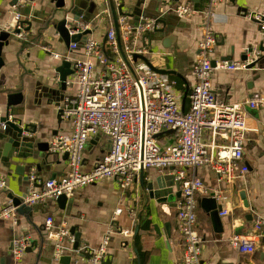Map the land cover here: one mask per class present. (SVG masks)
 <instances>
[{"label": "crops", "instance_id": "1", "mask_svg": "<svg viewBox=\"0 0 264 264\" xmlns=\"http://www.w3.org/2000/svg\"><path fill=\"white\" fill-rule=\"evenodd\" d=\"M12 2L13 0H0V24L14 25V17L10 13ZM122 2L128 13L140 15L146 9L144 12L149 16L164 14L167 22L173 23L167 27L165 35L149 40L152 53L148 58L154 66L176 72L170 76L177 81L182 95L187 88L190 91L195 83L192 65L199 54L202 18L199 14L180 18L168 10L191 2L198 11H202L208 0ZM18 8L29 30L27 40H21L16 34H12L9 44L4 47L5 64L0 70V117L7 112V95L21 92L23 101L16 107L18 114L15 116L35 131L31 136L36 137L37 142L51 143L56 135L70 133L72 125L70 121L58 118V102L50 101L45 96L44 88L49 86V82L59 81L56 67L63 59L54 58L43 47L50 46L61 54L70 52V56L74 58L83 57L82 46L69 51L53 26L54 20L82 14L92 20L93 32L89 37L104 42L108 29L114 26L110 0H65L64 8L57 7L56 0H22ZM256 10L264 11V0H227L218 7L214 23L218 36V44L212 54L214 62L227 57L232 61H240L248 47L262 44L264 31L258 22L245 17L246 13ZM167 37L172 38L170 48L165 45L168 43L164 41ZM255 72L259 77H255ZM212 85L214 92L223 101L243 103L256 93L264 94V70H215L212 73ZM74 92L75 86L68 85L63 95ZM187 109L188 98L185 103V110ZM249 116L257 130L249 132L245 142L243 163L249 167L245 179L219 181L216 173L207 167L189 170V175L200 177L208 190V193L199 191L197 208L198 230L203 237L204 264H264V251L260 248L259 240L252 253L244 252L231 241L234 236L251 237L256 217L264 216V110L259 109V118L251 113ZM2 144L3 142L0 143V148H3ZM109 150L108 137H93L85 148L84 171H90ZM4 154L3 152L2 156ZM64 157L65 154L55 153L42 161L38 156L31 161L32 165L25 158L15 159L10 167H6L0 157V174L7 181V188L0 190V214L12 202L9 197L11 193L20 196L29 194L34 187L39 188L31 184L30 176L33 173L41 183L46 179L61 180L68 176L70 167L68 159ZM18 166L25 167L23 175L18 173ZM54 174L56 177H53ZM166 175H172L169 169H147L144 174L145 188L140 184L139 174L126 190L120 188L116 179L107 178L76 190L69 196L70 202L66 209H61L56 200H48L47 204L30 215L18 213L16 222L0 217V264H60L54 260V242L45 232L48 217H53L56 224L66 223L70 231L75 228L81 236L79 246L87 245L90 248H98L102 244L109 226L113 224L115 232L110 238L104 258L110 260V264H182L184 246L176 223L180 197L159 202L150 198L146 188L157 177L164 178ZM165 182H171L170 193L176 196L180 188L175 179H164L163 183ZM242 191L246 193L245 199L241 196ZM211 195L216 196L222 211H228L223 216L219 213L221 232L215 230L211 217L202 204L203 198ZM118 208L123 211L116 215ZM138 222L140 228L136 239L119 233V230L135 229ZM25 235L32 238L31 250L26 251L21 260L17 261L13 254V242ZM64 245L68 250L71 248L66 240ZM64 255L71 256L69 262L64 261L65 264H89L87 251H66Z\"/></svg>", "mask_w": 264, "mask_h": 264}, {"label": "built area", "instance_id": "2", "mask_svg": "<svg viewBox=\"0 0 264 264\" xmlns=\"http://www.w3.org/2000/svg\"><path fill=\"white\" fill-rule=\"evenodd\" d=\"M226 1L208 0L202 11H198L191 2L168 10L180 18L199 14L203 22L199 54L192 65L195 83L188 93L187 110L182 108L183 95L175 79L155 72L142 59H133L135 54L149 57L152 53L147 35L159 28L155 19H146L135 25L127 15L118 17L122 48L127 60L122 57L113 25L108 29L104 42L88 35L83 43L70 45L69 51L82 46L81 58L44 46L54 58L71 61L75 70L68 80V85L75 86V92L62 101V118L71 122L72 131L56 135L50 143L52 152L68 153L70 171L61 180L50 178L42 183L33 173L30 176L33 187L36 183L43 186L32 188L23 203L32 206L56 200L63 194L69 197L76 190L107 178L116 179L120 188L126 190L142 169H169L181 191L176 223L184 246L182 264H204L197 208L199 191L208 193V190L200 177L189 175V170L207 167L216 173L219 181L245 179L249 171V167L243 163L245 142L248 133L257 130L247 107L264 110V94L256 93L243 103H228L213 90L212 73L215 70H243L251 63V60H221L213 64L212 54L218 44L214 27L216 10ZM21 2L18 0L11 6L14 25L0 24V31L14 32V29H18L20 32L16 35L21 40H27V24L18 8ZM113 2L117 9L122 0ZM245 17L258 22L264 31V11H250ZM66 18V27L71 36L93 29V24L85 22L83 16L79 20L70 16ZM98 135L108 137L110 150L90 171H84L86 145ZM5 188L7 181L0 174V190ZM17 208L10 202L3 208L0 217L16 222ZM122 211V208H118L115 214L119 215ZM227 213L223 210L220 215ZM44 228L54 242L56 262L66 251L83 250L89 254V264H102L115 232L111 224L98 248L82 245L75 250L76 239L66 223L56 224L53 217H48ZM119 233L131 237L134 229L119 230ZM65 240L71 245L69 250L64 245ZM258 240L264 251V216L260 215L255 219L251 237L234 236L231 239L235 246L248 253L256 250ZM31 244L29 235L14 240L13 254L17 261L21 260Z\"/></svg>", "mask_w": 264, "mask_h": 264}, {"label": "water", "instance_id": "3", "mask_svg": "<svg viewBox=\"0 0 264 264\" xmlns=\"http://www.w3.org/2000/svg\"><path fill=\"white\" fill-rule=\"evenodd\" d=\"M57 1V7L64 8L65 7V0H56ZM18 0H13L12 4H16ZM110 10L112 12V16L114 19V28L117 33V39L119 43V48L121 50L122 57L127 60V56L125 55L121 38H120V29H119V22L118 17L122 15H127L131 19V23L138 25L140 22L146 21V19H155L157 24H162L161 27L156 28L153 32L149 33L147 36L149 40L154 39L156 37H161V35H165L166 29L168 26L173 25V23L167 22L166 18L164 16L166 15H148L146 11L143 10L140 15L139 14H133L128 13L124 10V2L121 3V5L116 9L113 0H110ZM149 11V10H148ZM70 12L73 14V11L70 10ZM98 15V13L96 14ZM83 16L82 14L74 15V20H79L80 17ZM134 18V19H133ZM83 19L87 23H91L92 20L87 19L85 16H83ZM26 23V22H25ZM27 24V23H26ZM67 24V18L64 17L60 20H54V28L56 32L61 36V38L64 40L66 46L69 48L72 43L85 41L89 34L93 32L92 29H89L85 31L84 33H79L76 35L71 36L69 30L66 27ZM26 30H29V27L26 28ZM20 31L18 29H14V32H8L1 30L0 31V70L4 66V60H3V50L6 45L9 44V39L12 34H18ZM172 40L171 37H167L164 39V41L168 42L165 45L170 48V41ZM133 59L136 61L137 59H142L147 65H149L152 70L155 72H158L160 74H176L173 70H167L162 69L154 66L148 57L142 56L139 54H135L133 56ZM225 60L231 61L230 57H227ZM251 60V63L248 64L246 69L250 70H264V40L262 41V44L258 47L250 46L245 52V55L242 56L241 61L248 62ZM215 65L216 62H213ZM56 73L59 75V81L55 83V81H50L49 86L44 88L45 96L51 101H56V106L59 107L58 110V118H62L63 114V108H62V101L65 99L67 95H63V91H65L68 87V80L74 75L75 70L73 69L72 62L68 60H63L57 67H56ZM256 73V72H255ZM256 78L259 77V74L256 73ZM189 88L186 89L183 99H182V108L185 110V103L188 98ZM23 101V94L21 92L17 93H11L7 95V112L4 116L0 117V143L3 142L2 146L3 148H0L1 154L0 157L2 158V161L4 162V165L6 167H10L12 162L15 159H21L25 158L27 161H29V165H32V160L36 157H41L42 161H45V159H49V157L53 154L50 150V143L49 142H37V138L34 136H31L35 133V131L31 130L29 126L24 125L22 123V120L15 116L18 114L16 107ZM247 110L249 113H251L253 116H256L259 118V110L247 107ZM37 148V151L35 150ZM5 153L4 156H2V153ZM65 159H68V153H65ZM18 173L20 175L24 174L25 167L24 166H18L17 168ZM144 169L140 172V184L142 187L145 188V174ZM53 177H56L54 174ZM164 179H173V175H166L163 177H157L155 181L152 183H148L146 188L149 191V196L152 199H156L159 202H167L175 199V197L181 196V191L178 190L176 196L171 195V182H165L163 183ZM178 185V183H176ZM38 187H42L43 185L41 183L35 184ZM179 186V185H178ZM28 194H22L20 196H15L13 193L9 195L10 199L12 200V203L17 206V212L22 215H30L34 211H36L38 208H41L47 202L44 203H38L35 205H27L23 203L24 198ZM241 196L245 199L246 193L244 191L241 192ZM56 202L59 204L61 209H66L67 204L70 202V199L67 195L63 194L59 196L56 199ZM247 204V202H245ZM202 204L206 207L207 212L209 213L211 220L213 222L214 228L216 231L221 232L222 231V222L221 217L219 216V213L222 211L221 206L218 204V201L216 199V196L211 195L209 197H205L202 200ZM141 218V215H139ZM140 221V219H139ZM140 228V222H138L134 229V239L137 238V235L139 233ZM71 233L75 236L76 242L74 244V249H79V243H80V234L76 232L75 228H71ZM31 248L29 247L27 251H30ZM54 250V248H53ZM138 260H140L139 253L136 250ZM71 259V256L68 255H62L59 258L58 263L65 264L64 261L69 262ZM103 264H110V260H104Z\"/></svg>", "mask_w": 264, "mask_h": 264}]
</instances>
